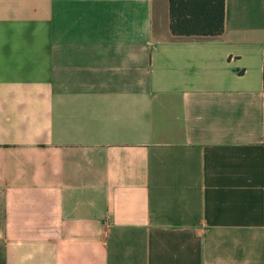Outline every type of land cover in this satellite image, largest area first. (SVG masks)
<instances>
[{
    "label": "crops",
    "instance_id": "obj_1",
    "mask_svg": "<svg viewBox=\"0 0 264 264\" xmlns=\"http://www.w3.org/2000/svg\"><path fill=\"white\" fill-rule=\"evenodd\" d=\"M167 4L0 0V264H264V0Z\"/></svg>",
    "mask_w": 264,
    "mask_h": 264
},
{
    "label": "trees",
    "instance_id": "obj_2",
    "mask_svg": "<svg viewBox=\"0 0 264 264\" xmlns=\"http://www.w3.org/2000/svg\"><path fill=\"white\" fill-rule=\"evenodd\" d=\"M168 30L174 36H216L222 31L223 0H167Z\"/></svg>",
    "mask_w": 264,
    "mask_h": 264
}]
</instances>
